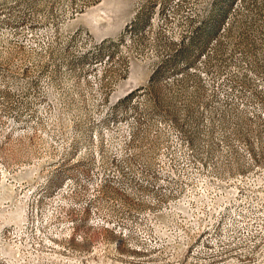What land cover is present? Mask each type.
Returning <instances> with one entry per match:
<instances>
[{"label": "rangeland", "instance_id": "1", "mask_svg": "<svg viewBox=\"0 0 264 264\" xmlns=\"http://www.w3.org/2000/svg\"><path fill=\"white\" fill-rule=\"evenodd\" d=\"M0 264H264V0H0Z\"/></svg>", "mask_w": 264, "mask_h": 264}, {"label": "built area", "instance_id": "2", "mask_svg": "<svg viewBox=\"0 0 264 264\" xmlns=\"http://www.w3.org/2000/svg\"><path fill=\"white\" fill-rule=\"evenodd\" d=\"M245 227H246V225H243V226L241 227V230H244ZM241 230H240V231H241ZM245 234L248 235V232H245Z\"/></svg>", "mask_w": 264, "mask_h": 264}]
</instances>
